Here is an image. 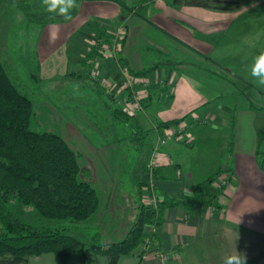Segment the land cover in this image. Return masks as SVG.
Listing matches in <instances>:
<instances>
[{
	"label": "crops",
	"instance_id": "obj_1",
	"mask_svg": "<svg viewBox=\"0 0 264 264\" xmlns=\"http://www.w3.org/2000/svg\"><path fill=\"white\" fill-rule=\"evenodd\" d=\"M256 3L264 4V0ZM256 5L220 12L174 0H83L78 14L69 22L43 26L38 49V69L43 79L68 71L90 73L93 57L89 49L95 42L102 43L108 48L100 55L97 74L101 81L108 82L105 88L120 99L126 94L120 59L136 70L159 61L171 62L147 77L150 96L136 119L149 131V139L140 161L132 167L131 178L118 177L123 153L120 143L95 145L74 125H64L55 107L36 105L37 116L46 127H52L46 130L63 136L80 153L82 164L90 168L91 182L101 200L92 221L103 228L105 243L126 237L138 211L135 200L143 202L146 167L166 129L160 128V123L187 116L191 130L189 144L176 138L161 146L164 164L157 173L160 196L180 199L220 170L224 171L222 175L231 176L230 185L219 193L214 206H177L165 211L160 241L164 251L178 252L176 258L165 262L150 251L143 257L125 256L119 264H223L224 257L236 249L246 254V264H264V170L258 156L264 136V108L251 105L259 97L249 89L245 74L259 55H252L259 32H254L244 17ZM121 26L126 30L122 49L114 54V40ZM240 56H244L242 63ZM226 68L230 74L221 73ZM168 80H173L172 94L162 83ZM238 80L249 100L240 109L236 103V94L241 92L237 91ZM147 123L153 129L147 128ZM194 125L198 126L195 130ZM166 157L173 163H166ZM191 158L199 166L196 171L187 165ZM211 191H216L215 183ZM147 231L151 233L153 227ZM28 264L84 262L79 254L65 263L56 254L45 253ZM98 264L108 261L98 257Z\"/></svg>",
	"mask_w": 264,
	"mask_h": 264
},
{
	"label": "trees",
	"instance_id": "obj_2",
	"mask_svg": "<svg viewBox=\"0 0 264 264\" xmlns=\"http://www.w3.org/2000/svg\"><path fill=\"white\" fill-rule=\"evenodd\" d=\"M258 1L174 0L177 4L220 12L241 11ZM26 3V0H0V8L2 11L8 9L9 4L27 5L24 8L29 12L31 5ZM79 4L80 0H77L78 6L72 10L70 20L78 14ZM27 16L31 22L43 26L70 21L44 9H38L35 13L29 12ZM1 31L4 32V29ZM90 54L91 57L99 55V45H95ZM120 62L133 76L141 78L149 77L161 66L171 65L170 60H165L149 68L136 70L122 59ZM11 65L10 61L0 56V264H28L45 253H54L65 263L72 255L79 254L84 264H98V257H105L108 264H119L125 256L146 255L145 242L148 237L152 247L163 250L160 229L168 208L215 205L216 198L224 188L212 192L211 187L224 173L222 170L199 183L192 193L180 199L161 196L158 206L139 203L137 215L126 237L117 242L105 243L100 231L91 233L95 228L89 221L99 211L101 200L91 182L90 168L82 164L80 153L63 136L54 131L33 127L37 119V99L16 82L18 75L11 73ZM32 77L36 82L41 81L48 88L54 87L57 90L62 86L88 89L93 95L91 104L100 107L101 112L106 114V121L112 117L117 126L122 124L130 127L126 130H130L131 140L139 150L148 144L149 131L141 126L136 117L130 116L118 103L115 93L108 91L91 73L68 71L47 80L36 74H32ZM53 80L58 83H52ZM238 86L236 83L237 88ZM72 89L59 95L58 106L51 101L49 104L55 106L61 115L65 110L64 120L70 119L74 122L76 110L72 106ZM251 105L255 106L254 103ZM186 119L187 116L160 123L159 127L168 128ZM88 122H84L85 125L80 127V131L95 145H110L124 139L105 137L113 130L119 131V127L112 129L108 125L90 130L86 128L90 125ZM124 126L121 129H125ZM183 143L187 144L186 141ZM262 144L264 136L258 149L260 166L264 170V159H261L264 154ZM33 214L63 225L37 226L28 219ZM148 227H153L151 233L147 231ZM76 228L82 229L79 231L80 236L75 235Z\"/></svg>",
	"mask_w": 264,
	"mask_h": 264
},
{
	"label": "rangeland",
	"instance_id": "obj_3",
	"mask_svg": "<svg viewBox=\"0 0 264 264\" xmlns=\"http://www.w3.org/2000/svg\"><path fill=\"white\" fill-rule=\"evenodd\" d=\"M83 0H80L82 2ZM135 1V0H132ZM260 1V0H259ZM26 4H30L31 7L28 10L29 12H36L38 9H44L46 10L45 6L42 4V0H26ZM134 3V2H133ZM256 6L253 7L252 11H248L245 13L244 17L247 18L248 22L247 24L253 27L254 32H259V36L254 40V47L252 51V55H257L261 52H264L263 50H260L262 47L261 43H264V4L255 3ZM134 6V4H132ZM27 6V5H26ZM25 5L16 6V4H9V8L2 10L0 8V56L8 61L11 62V66L13 70H11V73H16L15 75H18V78H16V82L20 85V87L26 91L29 94H33L34 97L37 99L36 105H43V104H49L51 101L55 104V106H58V98L59 95L63 94L64 92H68L69 89H72V87L62 86L59 89H55L54 87L43 84L41 81L36 82L35 79L32 77V74H36L38 76H41L40 71L38 69L39 67V55H38V49H39V42L41 38V30L43 28L42 24L39 23H33L29 20V17L27 14L29 12H26L27 10L24 8ZM27 13V14H26ZM1 29H4V32L1 31ZM124 39V38H123ZM259 43V44H257ZM70 56H73L72 50L69 51ZM253 57V56H252ZM242 63V59L244 56L238 57ZM244 60V59H243ZM223 72L231 73L228 71V69H223ZM91 73V72H90ZM246 75H248V78L246 82L250 85L249 89H253L254 93L258 95V99L254 100V105L258 108L263 109L264 108V85H260L259 82L251 75V70L245 72ZM14 75V76H15ZM60 76V75H59ZM16 77V76H15ZM57 77V76H56ZM55 78V77H54ZM47 80V79H46ZM192 81L194 83H200V80L197 78H192ZM52 83L57 84L58 81H52ZM238 90H244L242 86V82L238 80ZM240 89V90H239ZM57 90V91H56ZM56 91V92H55ZM74 92L72 95L73 102V109L76 111V118L74 122L70 119L64 120V115L66 111H63V120L64 125L71 124L74 125L78 130H80V127H83L85 125L84 122L89 121L86 128L92 129V128H105L108 125L112 129H115L119 127V131L113 130L111 134L105 137L110 138H124L120 142L121 147L123 149V153L120 159V171H119V178H131L133 177V171L132 167L134 165L136 166L138 160L140 161V157L143 156V152L145 148L142 150H139V148L132 142L131 136L129 135L130 127H126L122 124H119L117 126V122L113 120L112 117H109L106 121L105 119V113L101 112L100 107H96L93 104H91L92 100V92L88 89H81V87H74L72 89ZM236 103L240 108H242L245 103L248 104V99L246 98L245 92H240L236 94ZM50 105V104H49ZM52 107H55L53 105H50ZM37 110V109H36ZM88 115L90 117H88ZM144 116V114H143ZM189 122V121H188ZM109 123V124H108ZM124 126L125 129H121ZM147 128L153 129V126H151L150 123H147L145 125ZM35 129H51L46 127L43 123V120L40 119L39 115L37 116V119L33 125ZM193 130L198 128V126L194 125ZM122 130V131H121ZM191 130H188L185 132V135L191 134ZM83 134V132H82ZM171 141V140H170ZM169 141V142H170ZM172 141H176L175 139H172ZM186 149H189V146H186L184 144H181ZM262 152L264 151V144H262ZM185 154V153H184ZM186 158H189V155H186ZM261 159H264V154H262ZM173 160V159H172ZM191 163L187 164L189 165V168L197 170L199 166H197L196 161H194V158L188 159ZM141 203V201L135 200V205H138ZM29 221H31L33 224L37 226H43V227H57L61 226L63 224H60V222L42 219L37 214L31 215L28 217ZM89 223L95 228L91 231L92 234H96L98 231L104 235L103 228L101 226H96L92 219L89 221ZM68 224V223H66ZM69 225V224H68ZM75 235H79V231H81V228H76ZM85 230V229H84ZM80 236V235H79ZM82 239H84L82 237ZM104 239V238H103Z\"/></svg>",
	"mask_w": 264,
	"mask_h": 264
},
{
	"label": "built area",
	"instance_id": "obj_4",
	"mask_svg": "<svg viewBox=\"0 0 264 264\" xmlns=\"http://www.w3.org/2000/svg\"><path fill=\"white\" fill-rule=\"evenodd\" d=\"M126 33L125 27L121 26L116 34L114 40L113 52L117 54L122 49V40ZM95 45H99V55L93 57L90 62L92 63L91 74L92 77L100 81V83L108 88L109 84L106 81H101L97 74V65L100 62V57L104 54V50L108 48L105 44L95 42L90 47L89 51L91 52L92 48ZM101 55V56H100ZM164 88L168 90L169 94L174 92L173 80H168L167 82L162 81ZM122 86L126 94L123 97L115 94L116 98L119 99L118 103L122 108L132 117H137L144 110V103L146 98L150 96V86L151 83L148 78H141L133 76L127 68H123V82ZM188 130V123L186 120L181 121L177 125H173L165 129L164 134L159 136L156 146L153 148L151 156L147 164V170L145 174V191L143 193V202L148 205L158 206L160 201V195L157 192V171L164 164V154L161 151V146L166 144L168 141L176 138L186 141L188 144L191 142L190 136L185 135V132ZM166 163L172 164L173 160L170 157H166ZM231 178L228 175H221L215 182L216 189H223L230 185ZM146 250L147 253L154 251V253L160 256L165 262L176 258L178 252L176 251H164L159 250L157 247L151 246V239L148 237L146 239Z\"/></svg>",
	"mask_w": 264,
	"mask_h": 264
},
{
	"label": "clouds",
	"instance_id": "obj_5",
	"mask_svg": "<svg viewBox=\"0 0 264 264\" xmlns=\"http://www.w3.org/2000/svg\"><path fill=\"white\" fill-rule=\"evenodd\" d=\"M46 11L53 15L63 16L66 20L71 19V12L76 8L77 0H42ZM251 75L256 78L260 85H264V52H261L252 65ZM247 256L237 249L227 254L223 264H246Z\"/></svg>",
	"mask_w": 264,
	"mask_h": 264
}]
</instances>
